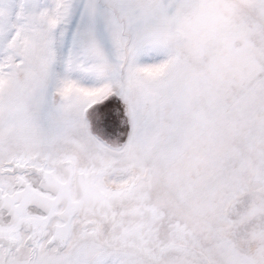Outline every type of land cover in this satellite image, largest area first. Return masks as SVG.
Here are the masks:
<instances>
[{"label":"snow or ice","instance_id":"snow-or-ice-1","mask_svg":"<svg viewBox=\"0 0 264 264\" xmlns=\"http://www.w3.org/2000/svg\"><path fill=\"white\" fill-rule=\"evenodd\" d=\"M0 264H264V0H0Z\"/></svg>","mask_w":264,"mask_h":264}]
</instances>
